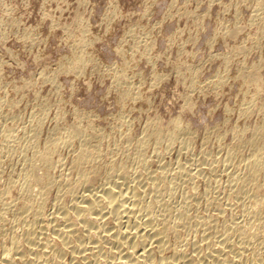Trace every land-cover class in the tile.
I'll list each match as a JSON object with an SVG mask.
<instances>
[{"label":"bare ground","instance_id":"bare-ground-1","mask_svg":"<svg viewBox=\"0 0 264 264\" xmlns=\"http://www.w3.org/2000/svg\"><path fill=\"white\" fill-rule=\"evenodd\" d=\"M250 16L251 44L220 57L223 70L207 85L214 91L226 83L234 56L260 45L262 0ZM242 29L236 23L216 37ZM128 34L134 53L139 43L149 52L151 41L133 29ZM86 62L78 56L68 70L78 75ZM236 63L246 95L237 112L226 113L238 120L255 116L256 123L223 133L208 128L199 151L194 130L179 119L163 126L148 118L133 135L129 112L144 99L125 68L111 71L121 111L107 130L79 111L66 125L58 112L43 137L48 101L33 106L18 126L22 116L3 110L15 102L0 99V264H264L261 63ZM183 66L192 74L189 90H208L195 78L197 67L176 63L177 70ZM40 77L59 87L55 73ZM162 78L154 75L152 82ZM184 101L190 109V97Z\"/></svg>","mask_w":264,"mask_h":264},{"label":"rangeland","instance_id":"rangeland-1","mask_svg":"<svg viewBox=\"0 0 264 264\" xmlns=\"http://www.w3.org/2000/svg\"><path fill=\"white\" fill-rule=\"evenodd\" d=\"M256 2L0 0V99L4 103L15 102L14 107L8 109L5 105L3 110L21 115L22 124L18 126H22L33 106L48 101L50 112L43 137L58 112L63 113L66 125L73 122L75 111H79L94 118L96 127L107 130L112 127L111 118L121 111L111 71L125 68L144 99L134 103L129 112L134 122L133 135H139L148 118L157 119L163 126L179 119L194 130V148L199 151L208 128L223 133L235 124L253 127L256 123L255 116L238 120L236 115L228 117L226 110L232 108L237 112L246 95L236 79L237 61L261 63L259 76L264 87V33L258 48L234 56L236 62L229 65L225 84L217 91L207 87L208 81L223 70L221 56L231 54L234 47L251 44L255 29L249 22ZM236 23L243 27L236 36L216 37L217 32ZM129 29L151 41L147 54L140 43L137 53L133 52L134 40ZM25 34L34 36L26 38ZM78 56L87 62L77 75L68 67L75 66ZM178 61L197 67L195 78L208 90H189L192 74L184 66L177 70ZM53 73L57 75V88L40 77ZM157 74L163 78L153 83ZM248 92L254 93L253 87ZM187 96L192 104L190 109L184 105ZM260 103L264 104V100L260 99ZM227 136L226 142L230 140ZM4 168L8 171L10 165Z\"/></svg>","mask_w":264,"mask_h":264}]
</instances>
